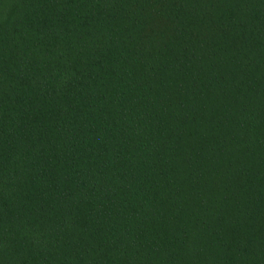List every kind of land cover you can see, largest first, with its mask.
Instances as JSON below:
<instances>
[{
	"label": "trees",
	"instance_id": "trees-1",
	"mask_svg": "<svg viewBox=\"0 0 264 264\" xmlns=\"http://www.w3.org/2000/svg\"><path fill=\"white\" fill-rule=\"evenodd\" d=\"M0 264H264V0H0Z\"/></svg>",
	"mask_w": 264,
	"mask_h": 264
}]
</instances>
